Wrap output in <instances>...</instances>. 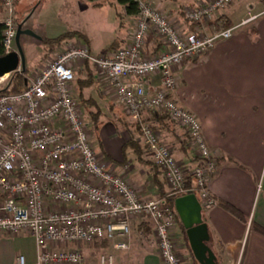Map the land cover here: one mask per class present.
I'll list each match as a JSON object with an SVG mask.
<instances>
[{"label": "built area", "instance_id": "built-area-1", "mask_svg": "<svg viewBox=\"0 0 264 264\" xmlns=\"http://www.w3.org/2000/svg\"><path fill=\"white\" fill-rule=\"evenodd\" d=\"M235 0H208L184 10L185 20L201 25ZM4 55L16 52V0H1ZM139 17L130 45L110 55L95 56L86 45L67 50L28 80L19 94L0 95V236L28 233L37 248L36 264H89L85 254L72 250L106 241L128 250L132 223L149 219L161 264H181L173 231L176 218L168 200H144L127 178L99 158L83 108L73 95L75 65L90 63L106 77L129 118L146 111L163 112L188 132L190 147L200 160L188 170L150 126H143L140 141L163 172L175 194L190 195L186 176L194 179L198 202L210 212L219 207L210 182L217 171L199 119L181 107L171 92L177 86L175 69L210 52L232 37L238 27L251 24L249 16L238 27L205 35L184 34L149 0H136ZM154 33L167 50L146 57L148 36ZM20 70V69H19ZM159 75L162 89L147 92L144 82ZM137 78L136 84L125 80ZM3 80L0 79V81ZM15 264H28L24 256ZM99 264H113L111 255H99Z\"/></svg>", "mask_w": 264, "mask_h": 264}, {"label": "crops", "instance_id": "crops-1", "mask_svg": "<svg viewBox=\"0 0 264 264\" xmlns=\"http://www.w3.org/2000/svg\"><path fill=\"white\" fill-rule=\"evenodd\" d=\"M149 1L184 34L198 31L209 34L213 30L210 26L215 23L228 22L231 28H235L250 15L257 16L251 24L238 27L231 38L218 42L206 55L179 65L175 69L177 86L171 95L181 107L199 119L210 152L217 160V171L209 189L220 206L209 213L203 210L201 213L209 230L207 245L216 257L215 263L264 264V236L251 229L252 223L264 228V0H235L226 9L214 14L209 23L201 25L187 22L183 11L208 0ZM67 5L64 8H68ZM85 5L100 13L108 9L115 11L110 25L112 37L103 50L97 49L84 34H81V39L69 41L84 43L95 56L106 53L112 45L115 51L129 45L137 19L123 14L122 21H119L115 7L94 8V4L87 1ZM26 30L33 29L29 27ZM33 31L43 40L48 38L40 29ZM145 43L146 57L167 50L162 39L155 38L153 33ZM28 59H25L26 67L30 70L32 61ZM99 74L95 70L96 85L87 95L109 107V119L117 124L118 130L112 123L111 131L107 129L106 132L105 126H101L98 134L101 147L96 146L98 156L115 173L126 175V180L142 199L156 200L163 188L159 182H165L163 175L147 163L151 160L150 154V158L144 154L139 161L134 152L128 150L125 154L127 160L124 161L123 147L131 137L121 122L133 120L123 109L110 108L108 103L116 95L106 77ZM125 81L129 84L139 82L137 78ZM144 85L150 94L162 89L159 75L152 76ZM160 115L156 111H146L140 116L141 122L157 130L161 141L170 147L181 165L188 170L193 169L194 154L187 148L186 130L175 122L162 120ZM224 204L235 208L243 220L228 213ZM150 222L143 226L139 223L133 225L132 229L142 241L155 237L154 225ZM142 243L145 254L140 264H161L156 245L152 246L148 241ZM19 256H24L28 264H36L34 239L25 232L0 236V264H15Z\"/></svg>", "mask_w": 264, "mask_h": 264}, {"label": "rangeland", "instance_id": "rangeland-1", "mask_svg": "<svg viewBox=\"0 0 264 264\" xmlns=\"http://www.w3.org/2000/svg\"><path fill=\"white\" fill-rule=\"evenodd\" d=\"M110 1L114 3V0H110ZM85 4H86V0H17L16 9H15L16 23L19 26L22 25L23 29L29 27H31L33 30L40 29V31L43 32L42 34L50 39H55L61 35H64L65 33L75 32L80 35L84 34L87 35L92 40V42L94 43L93 45H95L97 49L103 50V48L106 46V43H109L112 37L111 36L112 27L110 25H112L111 22L114 21L115 11L108 9V11H105L104 13L103 12L100 13L98 10H95L93 8H88L87 5ZM65 5H67L68 8H64ZM2 11L3 9L1 6L0 23L3 20ZM209 22L210 19L205 21L204 23L207 24ZM223 24L224 23L219 24V26H222ZM210 27L213 28V30L209 34H212L214 33V31L219 30L217 28L218 27L217 23L212 24ZM204 34L209 35L207 33ZM153 35L155 38H157L156 34L153 33ZM40 38L41 40H37L28 35V36H23L20 39L21 48L23 49L25 57L27 56L29 58L28 60L32 61V63L30 64L31 67L30 70L26 67L25 71L22 72V69L20 68V70L17 72L18 74L24 76L27 79V83L28 80L34 79L38 75L39 71L46 68L50 64L54 63L57 60V58H59V56L65 53L67 50L69 51L71 49L78 48V46L80 45H84V43L82 42L79 43L77 41L74 42L69 41V43H66V45L64 44L65 43L64 42L63 43L64 45H61L58 49L54 51V53H50V48L45 47L43 44L44 43L43 38L42 37ZM116 51L112 49L104 54H101L100 56L110 55L113 54L114 52L116 53ZM74 65H75V69L73 70L75 71V78L77 79L78 77L80 78L81 76L79 71L81 70L80 72L83 73L84 71L83 69L86 67V64L77 63ZM97 73L99 72L97 71ZM13 76L14 75L12 74L7 75L6 77L3 78V80L0 81V91L4 89L8 90V88L10 87L9 86L10 81L12 80ZM73 88H74L73 95L75 99L78 100L80 103L75 84L73 85ZM112 99L113 100L109 101L110 103L108 104H111L114 110L115 108H118L119 110L123 109L124 112H126L125 109L119 105L116 97ZM99 104H100L99 107L101 108V112H102V118H100L102 122L101 126H105L104 128H106V132L107 129H110L109 131H111L113 129L111 125V120L109 119L110 117L108 113L109 107L107 105L105 106L103 103H99ZM80 105L81 107L83 106L82 103ZM82 108L84 109V107ZM83 113L85 115L84 119L87 121L89 125V129H90L89 132L91 133L92 139L94 141L93 144L97 146L99 137L97 136V134H95V132H93L92 124L90 122L89 117L87 116L88 113L87 110L84 109ZM139 141H140V137L139 136L135 137V142H139ZM99 151L101 152V150ZM146 151L147 150L144 151V154L148 155V157L150 158L149 154H147L149 152ZM124 176L126 177V175ZM164 183L166 184V181ZM147 222H150V220L147 218L135 219L132 223V228L135 223L145 225L147 224ZM175 227L176 228L173 231L174 234L173 240H175L176 242V247H177L176 252H178V257L182 262L181 264H197L191 257V254L188 253L187 251V245L186 242H184L183 239L184 236L181 230L179 229V227H177V225ZM132 228H131L132 233L129 240L128 250H124V251L117 250L115 249V245L111 243H108V248L97 249L86 245L85 247H80V248L73 246L71 249L83 252L85 254L84 256L87 257L89 264H99L98 261L99 255L113 256L114 258L113 264H140V260L145 254L144 253L145 251L142 248L144 247V244L142 242L145 243V241H148L149 243H152V246L156 245L157 248L158 246L155 240L156 238L154 236L150 237L149 239L146 238L145 241H142L136 234V231L134 232Z\"/></svg>", "mask_w": 264, "mask_h": 264}, {"label": "trees", "instance_id": "trees-1", "mask_svg": "<svg viewBox=\"0 0 264 264\" xmlns=\"http://www.w3.org/2000/svg\"><path fill=\"white\" fill-rule=\"evenodd\" d=\"M86 1L91 3V4H94V8H102V7L107 6V5L115 7V9L117 10L116 11L117 12V18L116 19H118L119 21H122L121 18L123 16V14L126 15V17H129L132 19H137L139 17L140 10H139V6H138V3L136 2V0H115L114 4L110 0H86ZM169 1L176 2L177 0H169ZM1 6H2V2L0 3V7ZM183 14H184V11H183ZM217 26H218L217 27L218 29L231 28L230 27L231 24H229L228 22H226V24L224 23L222 26H219V24H217ZM2 33H3V25L0 24V58L5 57L4 49H2L3 48V35H2ZM81 38H82V36L78 33H75V32L65 33L64 35H61L55 39H48V38L44 39L43 44L45 47L50 48V53H54V51L56 49H58L64 42L66 43L69 40L81 39ZM113 47H114V45H112L108 51H110ZM92 67H93V69H92ZM83 70L85 72L83 71V75L81 74L80 78L78 77L76 79V81L74 82V84L77 88V93H78L77 95L79 97L80 104L82 103V105H83L82 107H84V109L87 110V112H88L87 116L89 117L90 122L92 124L93 132H95V134H97V136H98V134L100 132L99 130H101V123H102L101 119H100V118H102L101 108L99 107L100 104H99L98 100H96L95 98H93L90 95H87V92L89 90L93 89V87L96 85V82H95L96 81V75H95L94 66L90 63H86V67ZM80 73H82V72H80ZM12 75H14V76H13L12 80L10 81V84H9L10 87L8 88V90L4 89V90L0 91V95H2V94H19L28 87L27 79L24 76L18 74L17 72L12 73ZM110 108L113 109V106L110 105ZM159 113L161 114L160 117L162 118V120H165V121L172 123V124L174 123V121L170 118V116H168L167 114H165L163 112H159ZM111 123L118 130L117 124L115 122H113L112 120H111ZM121 123H123L122 124L123 128L125 130H127V132L129 133V135L131 137L129 142H127V144H125L123 147L122 155H123L124 161L127 160V155H125V154H127L128 150L133 151L134 152L133 154L136 155V157L139 161H141L143 158V155H144V151L147 149L143 145L142 142H140V143L135 142V137L141 136V131H142L141 129L143 126H150V125L142 123L141 117L139 120H133L132 122H124L123 121ZM150 127H151V129H153L158 134L156 129H154L152 126H150ZM186 135H187L186 140H187V146H188L187 148L191 149V147H190V141L191 140H189L190 138H189L188 132H186ZM97 143H98V147H101V144H99V141ZM191 152H193V151H191ZM147 163L154 166L153 170H157L161 175H163V172L160 170V168L158 166H156V164L154 163L152 158ZM199 163H200V160L194 154L193 165H195V167H196V166H199ZM186 181H187V188L186 189L189 190V192L191 191L190 193L194 194L198 198V193H197V189H196L197 187L195 185L194 179L190 176H186ZM159 183L163 188L160 189V191H161L160 195H159L158 199H156V200H159V199L168 200V203L170 204L171 209H173V211H174L173 214L175 215V218H176V225H177V227L180 228V230L184 236L183 239H184V242H186L187 251H188V253L191 254V257L193 258V260L198 264V262L196 261L194 255H193V252L191 251V247H190L189 241L187 239V235H186V230L184 229V227L180 221V218L177 215V212L175 209V203H174V201L176 199L183 197V196H186L187 194H184V195L175 194L173 191H171L168 188L167 183L166 184L165 183L163 184L161 182H159ZM219 206H220V203H219ZM223 206H224L225 210L228 211V213H231L232 215L236 216L238 219L243 220L241 214L239 212H237V210L235 208H233L232 206L227 205V204H224ZM141 226H143V225L141 224ZM251 229H252V231H255V232L262 234L264 236V228L260 227L259 225L252 223ZM108 243L109 242H106V241H102L99 243H98V241H95V242H93V244H91V247L97 248V249L108 248ZM99 244H101V245H99Z\"/></svg>", "mask_w": 264, "mask_h": 264}, {"label": "water", "instance_id": "water-1", "mask_svg": "<svg viewBox=\"0 0 264 264\" xmlns=\"http://www.w3.org/2000/svg\"><path fill=\"white\" fill-rule=\"evenodd\" d=\"M28 35L41 40L33 31L23 29L20 25L16 34L17 51L0 58V79L18 72L20 68L22 72L26 70V57L20 39ZM174 203L195 259L199 264H216V257L207 245L210 241L209 230L203 222L202 206L198 198L190 194L176 199Z\"/></svg>", "mask_w": 264, "mask_h": 264}]
</instances>
